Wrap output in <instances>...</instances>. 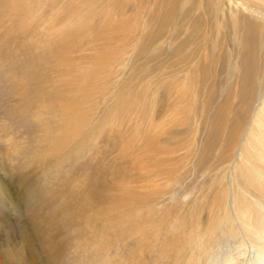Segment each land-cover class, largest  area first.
I'll list each match as a JSON object with an SVG mask.
<instances>
[{
    "label": "rangeland",
    "instance_id": "1",
    "mask_svg": "<svg viewBox=\"0 0 264 264\" xmlns=\"http://www.w3.org/2000/svg\"><path fill=\"white\" fill-rule=\"evenodd\" d=\"M219 1L0 0V264H247L229 252L239 235L211 233L221 161L260 96L242 101L243 86L264 80V18L246 14L255 48L238 61L235 9ZM246 147L254 168L234 175L258 193L253 253L264 166Z\"/></svg>",
    "mask_w": 264,
    "mask_h": 264
},
{
    "label": "bare ground",
    "instance_id": "2",
    "mask_svg": "<svg viewBox=\"0 0 264 264\" xmlns=\"http://www.w3.org/2000/svg\"><path fill=\"white\" fill-rule=\"evenodd\" d=\"M191 1L197 3L199 2V4L205 9L209 0ZM194 2H192L190 7L186 10V14L189 13V15H191ZM229 3L230 8L233 7L235 9L234 15H231V20L239 23L237 27L240 28V32L237 35H239L238 39H241L242 46L244 47L240 53V58H238V61H245L248 58L250 59L251 55L253 54V50L255 48V34L257 33V25H252V19L247 17L246 14L256 16L260 15L262 18H264V8L260 9L258 6L262 5L261 3H264V0H232L229 1ZM212 5H214L215 8H220L223 3H221L219 0H212ZM197 23L198 19L195 18L188 27H194L193 25H196ZM262 27H264V24H262ZM171 36L172 39H176L179 36L178 31L174 30ZM190 37V34L187 35V42H189L188 40ZM174 45H176V43H174ZM248 76H250V72H245L244 79H247ZM244 86L243 88L246 91L241 99L242 101L247 102L249 99V97L247 98V93L248 91L254 90V88L256 90H260V96H257V93H255L257 98L254 100V95L251 94V99L253 100H250L248 107L243 110V116L248 114V123L245 127L246 130L243 131L241 135L239 134V138L236 141L234 150H232L230 154V158L227 159L226 162L221 161L223 162L221 166L225 165L227 167L226 169H228L225 170L224 173L226 180L225 184L228 189V193L224 197L223 207L225 215L221 218L223 223L219 225L221 232L216 233V231L211 230V236H230L233 233H236V235H239V241L231 247L229 252L231 251L234 256H242V258L246 257L247 264H264V248L255 249L253 253H251L249 250L250 248L254 247V245L252 243V239L250 238L251 235L248 229L249 216H247V205L250 203L248 202L247 197H258V193H252L247 189V187L241 186L240 182L238 183L237 178H235L234 175V171L240 164L239 162H243V165L245 164L249 168H254L253 163L250 162L251 158L245 157V154L248 153V151L243 148L244 146H247L246 148H249V151L251 150V152L253 151L255 153V157L261 164V168L264 166V80L256 85H250V83H247ZM225 99L226 98L222 100L224 104ZM241 175L243 176V174ZM236 176L238 177V175ZM260 177H264V174H261L259 178ZM234 256L229 253L228 261H233Z\"/></svg>",
    "mask_w": 264,
    "mask_h": 264
}]
</instances>
